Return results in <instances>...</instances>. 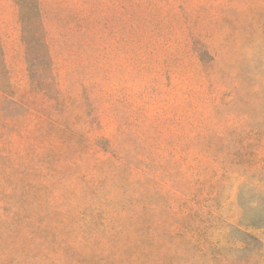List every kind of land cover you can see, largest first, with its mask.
Returning a JSON list of instances; mask_svg holds the SVG:
<instances>
[{"label":"rangeland","instance_id":"1","mask_svg":"<svg viewBox=\"0 0 264 264\" xmlns=\"http://www.w3.org/2000/svg\"><path fill=\"white\" fill-rule=\"evenodd\" d=\"M39 3L47 96L0 0V264H264V0Z\"/></svg>","mask_w":264,"mask_h":264},{"label":"trees","instance_id":"2","mask_svg":"<svg viewBox=\"0 0 264 264\" xmlns=\"http://www.w3.org/2000/svg\"><path fill=\"white\" fill-rule=\"evenodd\" d=\"M17 6L21 10L28 11L30 19H27L28 31L25 33L24 38L28 43H34L38 48V54L42 58L40 60H29V71L36 73V89L46 88L45 93L42 96H47L53 91V85H55V78L49 74V60L45 57L48 55V45L43 31V24L40 14L39 0H16ZM41 63L46 67L40 68L38 64ZM51 64V62H50ZM38 69L40 70L39 73Z\"/></svg>","mask_w":264,"mask_h":264}]
</instances>
